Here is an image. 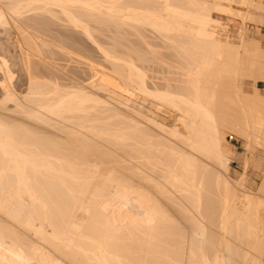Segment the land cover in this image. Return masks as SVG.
Instances as JSON below:
<instances>
[{
	"label": "bare ground",
	"instance_id": "1",
	"mask_svg": "<svg viewBox=\"0 0 264 264\" xmlns=\"http://www.w3.org/2000/svg\"><path fill=\"white\" fill-rule=\"evenodd\" d=\"M212 12L264 25L262 0H0L26 79L15 87L0 52V264H262L264 176L256 192L229 176L223 128L246 142L244 166L264 162V47L243 26L223 39ZM71 32L106 79L95 60L86 82L67 66L87 58ZM126 36L147 50L121 51ZM160 54L171 76L149 86ZM119 82L174 123L100 93Z\"/></svg>",
	"mask_w": 264,
	"mask_h": 264
},
{
	"label": "rangeland",
	"instance_id": "2",
	"mask_svg": "<svg viewBox=\"0 0 264 264\" xmlns=\"http://www.w3.org/2000/svg\"><path fill=\"white\" fill-rule=\"evenodd\" d=\"M262 1H264V0H262ZM234 9H240V10H244L243 8H241V7H239V6H237V5H233L232 6ZM212 16L214 17V18H219L220 19V21H221V23H222V26L223 25H226V27L224 28L225 30H223V32H222V34H223V39H225V40H229V42H232V43H237V35H238V30H240V28H241V26H243L248 32H249V34L251 35V37H253L255 40H258V42L261 44V46L262 47H264V40H262V38H261V35H260V33H259V28H258V24H256V23H254V22H251V21H246L245 23H243L242 22V20H241V18H239L238 16H229V15H219L218 13H216V12H212ZM55 23H58L57 21L55 22ZM243 23V24H242ZM242 24V25H241ZM228 26V27H227ZM55 28H57V26L55 27ZM57 29H60L59 27L57 28ZM64 29H60V31H63ZM54 32V31H53ZM63 32H66L67 33V31H63ZM69 32V31H68ZM148 32V31H147ZM147 32L145 31L144 33L146 34V36H148L147 38L149 39V41H151L152 43H155V41H156V43H157V40L156 39H154V37H153V35L151 34V38H150V33L148 32V34H147ZM54 33H56V30H55V32ZM72 33V35L74 34V36L75 37H78L80 40H82V42L80 43V44H77L76 46H75V48H77L78 47V49H76V51H78L77 53H79V51H80V54L82 53V57L85 59L86 57L88 58V60H87V58L84 60V59H82V58H79L80 60H84V61H74V58L70 61L69 60V62H70V64H69V62L67 63L68 65L67 66H71V67H73V69L75 70V68H76V66H77V74L79 75V73H80V78H83L84 77V75H85V72H86V75H85V77L82 79L83 81H85L86 82V80L88 79V77H89V74H88V72L86 71V66L87 65H85V61L86 62H88V61H94L95 60V62H93L95 65L93 66V67H95L94 68V73L97 75V76H101L100 77V80L101 79H103V77H104V79H106V77H105V74H107V70H106V68L109 66L107 63H105V62H103L102 61V58H101V56H100V52H98V50L96 49V47L95 46H93V44L89 41V40H87V38H85L82 34H77V33H74V32H71ZM102 36V35H101ZM100 35H99V37H100V39H103V41H105L106 40V42L108 41V42H112L111 40H109V39H107L106 37H104V36H102L101 37ZM226 36V37H225ZM12 37H13V30L11 29V27L10 26H0V52H3L5 55H6V57L9 59V64H11V70L14 72V85H15V87L16 88H24V86H25V81H26V79H25V76H24V73H23V71L20 69V67H19V65L17 64V61L19 60V55H18V50H17V48H16V46L14 45V42H13V40H12ZM128 37V38H127ZM131 37V38H130ZM135 37H132V36H126V40H125V38H123L125 41H123V39H121L120 41L122 42V44H119L118 45V48H120L121 49V51H123V50H125V53H127L126 51H129V52H131L130 54H132V52H134V51H132L131 49L134 47L132 44H134L135 45V49L134 50H138V49H140V50H142L143 51V49L144 50H147V49H145V47L143 46V43L142 44H140L141 43V41H140V43H139V41H137V40H139V39H134ZM151 39V40H150ZM134 40H135V43H134ZM127 41H129L130 43H131V46H132V48H130V43L129 42H127ZM124 43V44H123ZM138 43V44H137ZM84 44V45H83ZM123 45V46H122ZM128 45V46H127ZM141 45H142V47H141ZM94 47V48H93ZM122 47H123V50H122ZM129 49H128V48ZM143 48V49H141V48ZM155 47V46H154ZM80 48V49H79ZM88 49V50H87ZM91 49V50H90ZM127 49V50H126ZM154 49H157L158 50V48L156 47V48H154ZM167 52V51H166ZM89 53V54H88ZM92 53V54H91ZM124 53V52H123ZM161 53H163V51L161 52ZM168 53V52H167ZM167 53H165V51H164V53L163 54H165V55H169V54H167ZM163 54H160V55H157L156 56V60L158 61V59L160 60V62H162L163 60H165V64H164V62H162L164 65L163 66H161V64H157V61H155V59H154V57L152 58H150V60L152 59L153 60V62H150V61H145V63H146V65H145V63L143 64V69H145V68H148V70H146V72L148 73V75H149V80L147 79V82H149L148 84H149V86H151V85H154V84H161L162 82H164V81H159L158 80V75H160L159 76V79L160 80H162L161 79V77H162V75L164 76V77H170L171 75H170V72L172 71V69H169V66H167L166 64H168L169 62H170V60H168L169 58L168 57H164L163 56ZM86 57H85V56ZM161 56H163V57H161ZM94 57V58H93ZM100 58V59H99ZM163 58V59H162ZM166 60H167V62H166ZM169 61V62H168ZM63 62H65L66 63V61H63ZM62 61H61V63H63ZM78 62V63H77ZM148 62V63H147ZM155 62V63H154ZM159 62V61H158ZM16 63V64H15ZM98 63V64H97ZM153 65H152V64ZM64 64V63H63ZM102 64V65H101ZM106 64H107V66H106ZM147 64H149V66L147 65ZM151 64V65H150ZM157 65V66H154V65ZM98 65V66H97ZM146 66V67H145ZM151 66V67H150ZM166 66H167V68H166ZM71 67H69V68H71ZM79 67V68H78ZM150 67V68H149ZM83 68L85 69V70H83ZM152 68H154V70L152 69ZM80 69V70H79ZM106 71H105V70ZM151 69H152V72H149V71H151ZM157 69V70H156ZM162 69V70H161ZM81 70H83V72L81 71ZM104 70V71H103ZM22 71V72H21ZM78 71H80V72H78ZM95 71H97V72H95ZM101 72H102V74H104V75H102L101 74ZM106 72V73H105ZM156 72V73H155ZM161 72V73H160ZM82 73H84V75H82ZM98 73V74H97ZM163 73V74H162ZM88 74V75H87ZM100 74V75H99ZM153 75V76H152ZM86 76H88V77H86ZM24 77V78H23ZM153 77V78H152ZM164 77H163V80H164ZM85 78H86V80H85ZM156 78H157V80H156ZM151 79H153V81H152V83H151ZM88 81V80H87ZM157 81V82H156ZM156 82V83H155ZM249 80H245L244 81V83H245V87H244V89H245V91L247 92V94H251L252 93V88H251V86H250V84H249ZM151 83V84H150ZM154 83V84H153ZM119 84V86H120V89H116V88H112V89H110V90H100V93H102L103 95H107V94H109L110 92V94H113V96L115 95V97H116V99L117 100H119V101H121V102H125L126 100H128L127 99V97H129V101H131L132 102V104L128 101V105L129 106H131V108H133L134 110H138V112H142V115L144 114V116H146V117H148V118H150V119H152L153 118V120H155V121H157L158 123H161V124H163V125H165V126H171L173 123H174V114H173V112H172V110L169 108V107H167V106H164V105H162L158 100H156V99H154V98H152L151 96L149 97V96H147V95H145V94H143L142 92H138V90L137 89H135L132 85L130 86V84H127V83H124V82H119L118 83ZM130 87H129V86ZM258 86L261 88V90H260V93L262 94V95H264V83H261V82H258ZM123 88V89H122ZM126 88V89H125ZM112 90L113 91H115V93L113 92L112 93ZM131 90V91H130ZM108 91V92H107ZM124 91V92H123ZM127 91V92H126ZM128 91H130V94H129V92ZM133 92H135V94L134 95H132L133 94ZM131 95V96H129V95ZM118 95H119V97H121V98H118ZM144 97H145V100H144ZM123 98V99H122ZM122 99V100H121ZM142 100V101H141ZM144 101H146L145 103H144ZM158 105H157V104ZM151 105V106H150ZM162 107H164V109H162V108H160L161 106ZM141 106V107H140ZM160 108V109H159ZM156 112V113H155ZM152 113H155V114H153L152 115ZM169 116V117H168ZM152 117V118H151ZM223 131H224V134H225V136H226V139H227V141H228V143H226V147H227V149H228V158H229V176L232 178V179H239L241 176H244V187L246 188H248V190H252V191H254V192H256L257 190H258V188H259V186H260V184H261V181H262V176H264V175H261L262 173H261V171H262V169H264V167H262V166H264V162H262V164L261 163H258V165H257V163L255 164V163H253V162H251V164L250 165H245L244 166V163H243V161H242V159H241V155L243 154V152H244V146H245V144H246V142L244 141V140H242L241 138H238V137H236V136H234L233 134H232V132L231 131H229L227 128H223ZM230 149V150H229ZM260 156L262 157V158H264V154H262V153H260ZM254 164V165H253ZM258 167H257V166ZM261 165V166H260ZM247 166V167H246ZM257 168H256V167ZM260 166V167H259ZM244 167H246V170L244 169ZM256 169H255V168ZM248 168V169H247ZM252 168H254V169H252ZM258 169V170H257ZM262 172H264V171H262ZM259 174V175H256V174ZM248 175V176H247ZM252 178V179H251ZM261 180V181H260ZM253 183V184H252ZM259 184V185H258ZM246 188V189H247ZM249 188H251V189H249ZM257 189V190H256ZM262 258H264V255H262ZM262 260H264V259H262ZM262 264H264V261H262Z\"/></svg>",
	"mask_w": 264,
	"mask_h": 264
},
{
	"label": "crops",
	"instance_id": "3",
	"mask_svg": "<svg viewBox=\"0 0 264 264\" xmlns=\"http://www.w3.org/2000/svg\"><path fill=\"white\" fill-rule=\"evenodd\" d=\"M258 28H259L258 30H259V33L261 35V38H262V40H264V25H259ZM257 86H258V84H257Z\"/></svg>",
	"mask_w": 264,
	"mask_h": 264
}]
</instances>
